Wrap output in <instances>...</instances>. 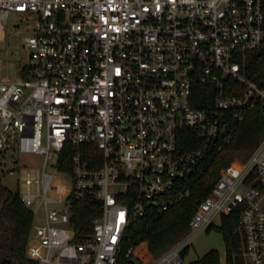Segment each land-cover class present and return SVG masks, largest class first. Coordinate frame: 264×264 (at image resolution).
Segmentation results:
<instances>
[{"label": "built area", "instance_id": "obj_1", "mask_svg": "<svg viewBox=\"0 0 264 264\" xmlns=\"http://www.w3.org/2000/svg\"><path fill=\"white\" fill-rule=\"evenodd\" d=\"M13 14L30 35L21 76L0 80V175L18 176L34 214L28 260L187 264L195 240L240 210L246 264H264V137L233 148L264 105L242 65L264 44V0H0V47ZM214 154L227 164L185 236L151 259L124 251L129 225L189 198ZM88 198L102 213L78 230Z\"/></svg>", "mask_w": 264, "mask_h": 264}, {"label": "trees", "instance_id": "obj_2", "mask_svg": "<svg viewBox=\"0 0 264 264\" xmlns=\"http://www.w3.org/2000/svg\"><path fill=\"white\" fill-rule=\"evenodd\" d=\"M242 65L248 78L264 88V44L247 54ZM25 70L24 68L23 71ZM263 137L264 105L258 104L249 112L247 119L237 131L233 148L252 151ZM226 164V160L220 154L208 156L187 181L192 195L166 212L132 222L123 236V250L127 251L135 246L133 256L140 258L145 254L151 259L185 236L199 200L210 195L218 180L220 169ZM101 213L102 204L98 201L88 198L77 202L74 210L75 221L78 222L76 227L79 230V224H85L90 231L92 221ZM240 215L241 211L235 210L223 216L222 225L218 227L226 242L225 264H246L243 257V235L239 229ZM33 221L34 214L25 207L19 192L6 187L0 175V264H36L27 258ZM186 254L187 251L184 252V255ZM188 264L223 263L219 252L211 250L202 258Z\"/></svg>", "mask_w": 264, "mask_h": 264}, {"label": "rangeland", "instance_id": "obj_3", "mask_svg": "<svg viewBox=\"0 0 264 264\" xmlns=\"http://www.w3.org/2000/svg\"><path fill=\"white\" fill-rule=\"evenodd\" d=\"M23 14H13L8 21L5 22V38L0 47V80L2 79H16L21 76L19 70L27 63V53L23 47V38L30 35L27 28V23L22 24L20 18ZM21 29V31H18ZM238 157L239 154H236ZM250 155H245L248 158ZM14 177H2V183L12 191H17L20 186ZM222 225L221 220L218 219L216 226L208 232L200 235L191 247L187 257V264L194 262L205 256L211 250H216L220 254L223 264L226 261V242L224 235L218 230Z\"/></svg>", "mask_w": 264, "mask_h": 264}, {"label": "crops", "instance_id": "obj_4", "mask_svg": "<svg viewBox=\"0 0 264 264\" xmlns=\"http://www.w3.org/2000/svg\"><path fill=\"white\" fill-rule=\"evenodd\" d=\"M2 80H10V79H2Z\"/></svg>", "mask_w": 264, "mask_h": 264}]
</instances>
